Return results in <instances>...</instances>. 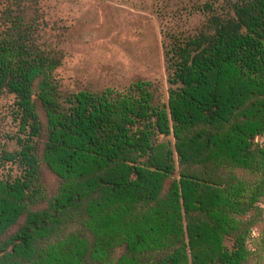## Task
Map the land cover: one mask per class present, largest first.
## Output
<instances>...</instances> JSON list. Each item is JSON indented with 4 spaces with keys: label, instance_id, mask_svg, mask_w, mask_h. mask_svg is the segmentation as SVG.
<instances>
[{
    "label": "trees",
    "instance_id": "trees-1",
    "mask_svg": "<svg viewBox=\"0 0 264 264\" xmlns=\"http://www.w3.org/2000/svg\"><path fill=\"white\" fill-rule=\"evenodd\" d=\"M232 7L167 50V102L147 80L66 91L62 51L0 37V96H15L23 134L5 152L21 174L0 175V264H247L264 198V0Z\"/></svg>",
    "mask_w": 264,
    "mask_h": 264
},
{
    "label": "rangeland",
    "instance_id": "rangeland-1",
    "mask_svg": "<svg viewBox=\"0 0 264 264\" xmlns=\"http://www.w3.org/2000/svg\"><path fill=\"white\" fill-rule=\"evenodd\" d=\"M236 1L0 0V37L20 31L41 49L62 51V65L54 76L66 91H124L138 80H147L158 86L167 102V50L176 39L198 35L212 14L233 13ZM15 101L13 94L0 96V175L4 177L22 172L18 163L5 156L19 149L17 140L23 136ZM44 174L53 193L58 178L48 170ZM259 207L247 242L253 251L247 264H264L260 245L264 198Z\"/></svg>",
    "mask_w": 264,
    "mask_h": 264
}]
</instances>
